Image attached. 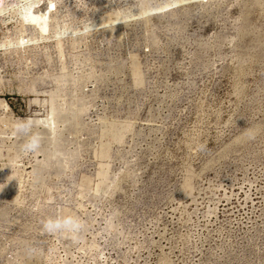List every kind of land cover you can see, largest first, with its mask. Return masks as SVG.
<instances>
[{
    "label": "rangeland",
    "instance_id": "1",
    "mask_svg": "<svg viewBox=\"0 0 264 264\" xmlns=\"http://www.w3.org/2000/svg\"><path fill=\"white\" fill-rule=\"evenodd\" d=\"M39 8L0 14V264H264V0Z\"/></svg>",
    "mask_w": 264,
    "mask_h": 264
},
{
    "label": "clouds",
    "instance_id": "2",
    "mask_svg": "<svg viewBox=\"0 0 264 264\" xmlns=\"http://www.w3.org/2000/svg\"><path fill=\"white\" fill-rule=\"evenodd\" d=\"M33 124L31 122H22L18 124L15 131L18 135L24 136V142L19 145V153L28 156L38 152L41 148L42 137L39 133L32 131ZM81 224L75 217H60L56 219L49 218L43 222V229L47 232H69L73 233L80 229ZM26 251L33 254L36 249L30 244L26 246Z\"/></svg>",
    "mask_w": 264,
    "mask_h": 264
},
{
    "label": "bare ground",
    "instance_id": "3",
    "mask_svg": "<svg viewBox=\"0 0 264 264\" xmlns=\"http://www.w3.org/2000/svg\"><path fill=\"white\" fill-rule=\"evenodd\" d=\"M42 1L43 0H38L35 2L29 1V3H27L25 6H23L21 8L19 7L20 9H17L15 4H10L9 1L7 0V2L4 5H2V8H0V14H3V13L11 14V12H14L17 9V11L19 10V14H20V21H21L20 25H22V27H24V28L25 27H34L37 30V32H40V31L46 30L48 28L50 18H51V11L40 10L39 7H40V3ZM18 17H19V15H18ZM8 19H9V17H8ZM11 21H12V19H11ZM40 40H45V39H43V38L40 39L37 37H35L34 39H30V38L27 39V37L22 35L21 40L18 42L19 45L16 49L17 50H20V49L25 50L29 47L34 46L36 43L40 42ZM8 45L12 48L15 44H12V42H10ZM15 46H17V44ZM6 110L9 111V108H7ZM31 122H35L37 124H40V123H43L44 121L42 119H36L35 121H31Z\"/></svg>",
    "mask_w": 264,
    "mask_h": 264
}]
</instances>
